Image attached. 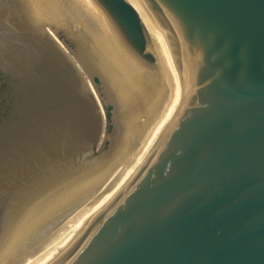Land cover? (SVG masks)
<instances>
[{
	"label": "water",
	"instance_id": "water-1",
	"mask_svg": "<svg viewBox=\"0 0 264 264\" xmlns=\"http://www.w3.org/2000/svg\"><path fill=\"white\" fill-rule=\"evenodd\" d=\"M90 1L157 73L142 14ZM138 1L184 92L140 166L51 264H264V0ZM74 38L30 0H0V260L95 194L133 148Z\"/></svg>",
	"mask_w": 264,
	"mask_h": 264
},
{
	"label": "bare ground",
	"instance_id": "bare-ground-1",
	"mask_svg": "<svg viewBox=\"0 0 264 264\" xmlns=\"http://www.w3.org/2000/svg\"><path fill=\"white\" fill-rule=\"evenodd\" d=\"M30 1L40 18L73 32L77 55L91 71L99 73L107 94L118 104L116 116L124 128L123 138L133 148L103 187L58 221L46 237L26 249L22 245L10 250L0 264H51L140 166L176 112L185 88V76L175 69L163 34L138 0L125 1L142 14L152 32L157 73L146 71L126 54L90 0Z\"/></svg>",
	"mask_w": 264,
	"mask_h": 264
},
{
	"label": "rangeland",
	"instance_id": "rangeland-1",
	"mask_svg": "<svg viewBox=\"0 0 264 264\" xmlns=\"http://www.w3.org/2000/svg\"><path fill=\"white\" fill-rule=\"evenodd\" d=\"M129 2H130V0H128ZM131 3H132V1H131ZM134 3V2H133ZM138 7H139V5H138ZM140 8V7H139ZM97 75H99V73L97 74ZM99 77L101 78V76L99 75ZM102 80V79H101ZM103 187V186H102ZM63 219V218H62ZM53 227H54V225H52L51 227H49L47 230H45L44 232H43V234H42V236L41 237H39V239L38 240H36V238L35 239H33V240H31L29 243H27L26 245H24L22 248H24V249H26V246H32V245H34L35 243H37L38 241H40V239L41 238H43V237H46L52 230H53ZM42 233V232H41ZM22 248H20L18 251H19V253H21V249ZM2 260V259H1ZM4 264V263H3Z\"/></svg>",
	"mask_w": 264,
	"mask_h": 264
}]
</instances>
